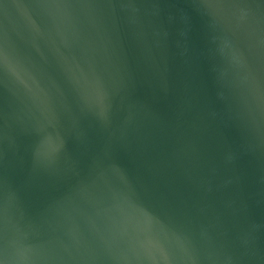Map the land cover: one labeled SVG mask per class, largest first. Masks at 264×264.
<instances>
[{
  "label": "water",
  "instance_id": "1",
  "mask_svg": "<svg viewBox=\"0 0 264 264\" xmlns=\"http://www.w3.org/2000/svg\"><path fill=\"white\" fill-rule=\"evenodd\" d=\"M0 264H264V0H0Z\"/></svg>",
  "mask_w": 264,
  "mask_h": 264
}]
</instances>
